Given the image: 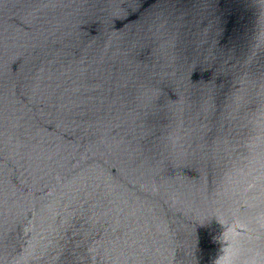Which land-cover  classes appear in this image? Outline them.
<instances>
[{"label":"water","instance_id":"water-1","mask_svg":"<svg viewBox=\"0 0 264 264\" xmlns=\"http://www.w3.org/2000/svg\"><path fill=\"white\" fill-rule=\"evenodd\" d=\"M264 261V0H0V264Z\"/></svg>","mask_w":264,"mask_h":264},{"label":"clouds","instance_id":"clouds-1","mask_svg":"<svg viewBox=\"0 0 264 264\" xmlns=\"http://www.w3.org/2000/svg\"><path fill=\"white\" fill-rule=\"evenodd\" d=\"M259 256L260 253H256L251 261V264H258L257 257ZM215 264H232V257L227 250H225V254L223 256H220L215 260ZM259 264H264V261H260Z\"/></svg>","mask_w":264,"mask_h":264}]
</instances>
